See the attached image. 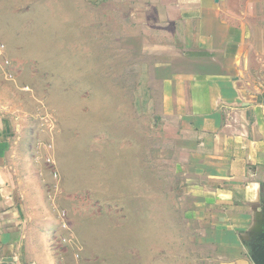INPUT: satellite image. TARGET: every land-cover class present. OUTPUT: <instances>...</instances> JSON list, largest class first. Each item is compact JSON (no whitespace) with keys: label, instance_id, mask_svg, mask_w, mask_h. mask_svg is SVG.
<instances>
[{"label":"rangeland","instance_id":"rangeland-1","mask_svg":"<svg viewBox=\"0 0 264 264\" xmlns=\"http://www.w3.org/2000/svg\"><path fill=\"white\" fill-rule=\"evenodd\" d=\"M105 2L0 0V109L21 116L16 134L37 162L24 173L41 179L27 181L40 218L31 254L38 264H208L205 229L185 218L175 185L184 140L160 112L154 60Z\"/></svg>","mask_w":264,"mask_h":264},{"label":"crops","instance_id":"crops-1","mask_svg":"<svg viewBox=\"0 0 264 264\" xmlns=\"http://www.w3.org/2000/svg\"><path fill=\"white\" fill-rule=\"evenodd\" d=\"M103 1L154 60L160 112L184 140L185 177L175 185L191 205L185 218L205 229L197 238L205 259L254 264L264 215V0ZM2 108L0 264H38L31 235L40 218L27 181L41 179L24 173L37 162L16 134L21 116Z\"/></svg>","mask_w":264,"mask_h":264},{"label":"water","instance_id":"water-1","mask_svg":"<svg viewBox=\"0 0 264 264\" xmlns=\"http://www.w3.org/2000/svg\"><path fill=\"white\" fill-rule=\"evenodd\" d=\"M257 250L252 256L254 264H264V215L259 223Z\"/></svg>","mask_w":264,"mask_h":264}]
</instances>
